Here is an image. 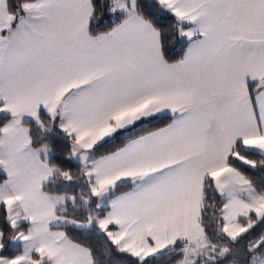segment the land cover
Wrapping results in <instances>:
<instances>
[{"label": "snow or ice", "instance_id": "1", "mask_svg": "<svg viewBox=\"0 0 264 264\" xmlns=\"http://www.w3.org/2000/svg\"><path fill=\"white\" fill-rule=\"evenodd\" d=\"M0 264H264V0H0Z\"/></svg>", "mask_w": 264, "mask_h": 264}, {"label": "trees", "instance_id": "2", "mask_svg": "<svg viewBox=\"0 0 264 264\" xmlns=\"http://www.w3.org/2000/svg\"><path fill=\"white\" fill-rule=\"evenodd\" d=\"M92 243L94 245H96V246H100L103 243V241L102 240H99V239H93L92 240Z\"/></svg>", "mask_w": 264, "mask_h": 264}]
</instances>
